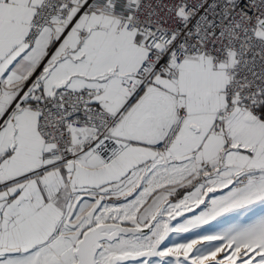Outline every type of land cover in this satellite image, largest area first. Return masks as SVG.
<instances>
[{"label": "snow or ice", "instance_id": "6c2138e0", "mask_svg": "<svg viewBox=\"0 0 264 264\" xmlns=\"http://www.w3.org/2000/svg\"><path fill=\"white\" fill-rule=\"evenodd\" d=\"M0 264H264V0H0Z\"/></svg>", "mask_w": 264, "mask_h": 264}, {"label": "rangeland", "instance_id": "374dc122", "mask_svg": "<svg viewBox=\"0 0 264 264\" xmlns=\"http://www.w3.org/2000/svg\"><path fill=\"white\" fill-rule=\"evenodd\" d=\"M213 224H215V222H213ZM225 226L226 225H220L218 227H212V228H209V226H205L204 227V230H206V233L205 234H210L212 232L220 231ZM173 235H175V234H173ZM181 236H189V234H181Z\"/></svg>", "mask_w": 264, "mask_h": 264}, {"label": "crops", "instance_id": "0c3cea01", "mask_svg": "<svg viewBox=\"0 0 264 264\" xmlns=\"http://www.w3.org/2000/svg\"><path fill=\"white\" fill-rule=\"evenodd\" d=\"M207 226V225H206ZM205 227V226H204Z\"/></svg>", "mask_w": 264, "mask_h": 264}]
</instances>
